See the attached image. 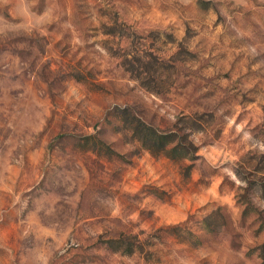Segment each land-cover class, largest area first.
<instances>
[{
	"label": "rangeland",
	"instance_id": "1",
	"mask_svg": "<svg viewBox=\"0 0 264 264\" xmlns=\"http://www.w3.org/2000/svg\"><path fill=\"white\" fill-rule=\"evenodd\" d=\"M0 264H264V0H0Z\"/></svg>",
	"mask_w": 264,
	"mask_h": 264
},
{
	"label": "trees",
	"instance_id": "2",
	"mask_svg": "<svg viewBox=\"0 0 264 264\" xmlns=\"http://www.w3.org/2000/svg\"><path fill=\"white\" fill-rule=\"evenodd\" d=\"M142 126L144 127V130H139L138 128L137 129H135V130H137L138 132H140V133H143V134H145V137L150 141V142H152L153 144H160V142L162 141H164V143H162V146H163V144H165V142H166V144H167V142H171V138L172 137H174L173 135H167V136H165V135H160V134H157V132H155L154 130H152L151 128H148V127H146L145 125H143L142 124ZM168 143V144H169ZM147 149L149 150V151H151L152 152V147H147ZM161 151L160 152H162L163 154H168V151H167V149H166V147H165V145H164V147H162V149H160ZM172 150H174V152H178V151H180V150H187L186 149V147H184V146H181L180 144H177V145H175L174 146V148L172 149ZM129 246V245H128ZM131 252V251H130Z\"/></svg>",
	"mask_w": 264,
	"mask_h": 264
}]
</instances>
